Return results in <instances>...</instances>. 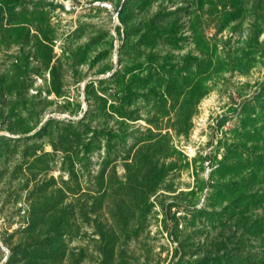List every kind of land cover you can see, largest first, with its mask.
I'll list each match as a JSON object with an SVG mask.
<instances>
[{
	"label": "rangeland",
	"instance_id": "374dc122",
	"mask_svg": "<svg viewBox=\"0 0 264 264\" xmlns=\"http://www.w3.org/2000/svg\"><path fill=\"white\" fill-rule=\"evenodd\" d=\"M0 264H264V0H0Z\"/></svg>",
	"mask_w": 264,
	"mask_h": 264
},
{
	"label": "built area",
	"instance_id": "2783aa9c",
	"mask_svg": "<svg viewBox=\"0 0 264 264\" xmlns=\"http://www.w3.org/2000/svg\"><path fill=\"white\" fill-rule=\"evenodd\" d=\"M193 153H194L193 148H187V149H186V154H187V155H192Z\"/></svg>",
	"mask_w": 264,
	"mask_h": 264
},
{
	"label": "trees",
	"instance_id": "16d2710c",
	"mask_svg": "<svg viewBox=\"0 0 264 264\" xmlns=\"http://www.w3.org/2000/svg\"><path fill=\"white\" fill-rule=\"evenodd\" d=\"M171 207H173V205H171ZM182 210H185L186 211V208H183Z\"/></svg>",
	"mask_w": 264,
	"mask_h": 264
}]
</instances>
